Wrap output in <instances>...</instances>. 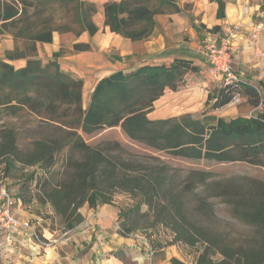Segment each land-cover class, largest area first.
I'll return each instance as SVG.
<instances>
[{
	"label": "trees",
	"instance_id": "obj_1",
	"mask_svg": "<svg viewBox=\"0 0 264 264\" xmlns=\"http://www.w3.org/2000/svg\"><path fill=\"white\" fill-rule=\"evenodd\" d=\"M216 1L219 18L224 2ZM103 10L104 25L111 32L140 41L152 34L155 15L181 8L175 0H109ZM96 11L95 3L88 0H0V35H9L13 41V47L0 59V107L8 114L28 110L55 128L51 136L34 141L24 151L16 143L14 128L1 125L2 176L9 175L17 164L22 169L38 167L41 174L33 168L27 169L25 176L35 181L37 197L48 201L61 215L64 229L73 228L83 219L79 208L85 203L90 208L111 204L114 193L123 191L134 202L119 211L122 220L117 223L122 235L138 229L132 215L148 218V212H152L157 222L165 221L172 231L169 243L199 245L195 264H264V182L242 184L223 192L228 196L226 203L233 219L250 232L244 239L230 240L220 230L202 224L200 218L214 213L207 202L187 210L184 196L172 191L161 166L108 154L85 143L80 134L120 126L130 139L173 156L246 162L264 168V111L229 119L210 113L230 103L236 93L246 97L251 106L258 105L257 88L243 80L237 88L219 86L208 94L199 117L184 113L150 119L147 114L153 102L166 89L176 90L187 73L199 69L190 60L175 59L168 65L138 64L100 78L83 108L82 79L62 71L57 62L63 51L53 52L52 59L43 62L37 57L36 45L50 43L54 32L75 37L82 32L95 34L98 27L92 17ZM89 48L82 42L72 45L74 51ZM16 59H25V64L15 67L8 62ZM65 148L78 155L70 158L63 178H53L49 169ZM192 174L205 176L201 172ZM141 205L147 207V212H140Z\"/></svg>",
	"mask_w": 264,
	"mask_h": 264
},
{
	"label": "crops",
	"instance_id": "obj_2",
	"mask_svg": "<svg viewBox=\"0 0 264 264\" xmlns=\"http://www.w3.org/2000/svg\"><path fill=\"white\" fill-rule=\"evenodd\" d=\"M88 1L95 3L97 8L92 17L98 27L95 34L82 32L67 45H62L63 33L54 32L50 43L38 42L36 45L37 57L43 62L51 60L53 52L61 47L68 48L67 52L57 58V62L62 71L82 79L83 108H86L90 94L100 78L116 70H125V59L139 57L138 64L161 65H168L175 59H187L199 67L198 71L187 73L176 90L166 89L153 102L155 110L151 112V117L162 119L184 113L193 116L200 114L205 109L208 94L219 87V81L212 75L203 56L204 44L229 25L240 22L243 29L234 39L233 68L244 82L257 88L260 102L251 106L246 97H242L245 107L240 112L233 103H228L210 113L229 119L264 111V82L258 76L264 63V57L258 54V51L264 53V0H222L223 16L219 18L216 0H175L181 10L155 15L152 34L148 39L140 41L124 38L104 25L103 5L109 0ZM184 4L189 7L184 9ZM257 24L262 28L253 35ZM214 26H218V30L212 31ZM77 42L87 43L90 48L74 51L72 45ZM6 49L10 50L11 46L7 45ZM108 49L115 51L114 56L123 59H111L105 55ZM8 62L21 67L25 59ZM119 211L118 205L113 202L94 208L82 206L79 212L83 219L68 229L67 234L55 236L56 231L40 225L39 218L28 211L17 210L14 213L19 219L28 221L37 232L55 241L42 255L37 256V252L43 251L33 245L28 229L15 232L10 244H6L3 235H0V264H171L173 261H183L185 255L177 242L157 240L151 245L149 237L146 238L136 230L122 235L116 227ZM148 246L152 249L150 258Z\"/></svg>",
	"mask_w": 264,
	"mask_h": 264
},
{
	"label": "rangeland",
	"instance_id": "obj_3",
	"mask_svg": "<svg viewBox=\"0 0 264 264\" xmlns=\"http://www.w3.org/2000/svg\"><path fill=\"white\" fill-rule=\"evenodd\" d=\"M188 7V4H184V9ZM100 33L103 34V31H100ZM61 38L62 45H67L75 39V36L72 33H63ZM7 45L8 47H13L11 37L9 35H0V59H4ZM60 49L63 53L68 51V48L64 46ZM105 55L114 56L115 51L108 49ZM137 58L139 57L129 60L125 59L124 69L129 70L137 66L140 63ZM14 64L17 65L18 63L14 62ZM233 104L238 107L239 112L240 109L245 107V103L242 100L238 104ZM153 110L155 109L152 108L147 114L150 119H153L151 117ZM199 115L197 114L194 117H199ZM3 124L14 128L17 136L16 143L24 151L30 149L34 141L55 133V128L51 123L41 120L28 110H19L15 114H8L0 107V126ZM80 134L85 143L92 147H97L108 154L119 156L123 159L137 160L146 165L161 166L168 182L171 184L172 191L180 192L184 196V204L188 211H191L200 202L205 201L209 204L214 213L209 218H200L202 224L220 230L230 240L238 241L250 234L246 226L233 219L230 207L226 203L228 196L223 192L238 188L242 184L243 186H250V183L253 182H264V168L262 166L246 162H215L173 156L130 139L120 126L100 128L90 133L80 131ZM77 155L76 152H72L67 148L58 153L54 166L49 169L52 177L63 178L64 174L69 170L68 162L70 158H76ZM33 168H36L38 173L41 174L38 167L22 169L19 164L7 176H2L0 172V203L9 199L14 212L17 210L28 211L35 218L41 220L40 225L48 229H54L56 231L55 236L63 235L65 231L69 232L68 229H64L63 218L60 214L55 213L52 205L48 201L42 202L37 197L38 191L35 181L29 180L25 176V171ZM192 172L205 173V176L202 179L199 175L194 176ZM133 202L129 193L123 191L114 193L113 203L118 205L120 210L133 204ZM83 206H87V204L85 203ZM140 212H147V207L141 205ZM121 214L120 212L118 213V222L122 220V216H119ZM131 218L137 221L138 229L136 231L142 233L146 238L149 237L148 240L151 245L153 241L156 242L157 240L166 243L172 240L173 233L166 227L165 221L157 222V218L153 217L152 212H148V218L138 217L136 214L132 215ZM151 224L153 226H150ZM38 229H41V227ZM38 234L42 240H45L43 242L50 241V238L44 237L39 232ZM177 243L183 249L185 258L181 262L173 261L171 264H195L199 245L189 246L181 242ZM47 247H39V251L43 252H39L37 256L42 255Z\"/></svg>",
	"mask_w": 264,
	"mask_h": 264
},
{
	"label": "built area",
	"instance_id": "obj_4",
	"mask_svg": "<svg viewBox=\"0 0 264 264\" xmlns=\"http://www.w3.org/2000/svg\"><path fill=\"white\" fill-rule=\"evenodd\" d=\"M253 35L255 31L262 28L257 24L254 26ZM243 25L240 22L229 25L222 33L215 37L209 38L203 47V56L207 60L210 71L214 78L219 81V86L230 85L234 88L239 86V82L242 79L239 73L233 68V53L235 51L234 39L242 32ZM260 56L264 57V53L258 51ZM259 80L264 82V63L260 67L258 72ZM242 97L239 93H236L230 103H240ZM117 230H120L118 223L116 224ZM28 229L29 237L31 238L33 245L37 248L50 246L55 240L49 242H43L38 232L30 225L28 221L19 219L13 209L11 208V202L7 201L0 203V235H3L4 242L10 244L13 240L14 233L21 229ZM65 231L63 235L67 234ZM39 252H37L38 254ZM148 256H152V249L148 246Z\"/></svg>",
	"mask_w": 264,
	"mask_h": 264
}]
</instances>
